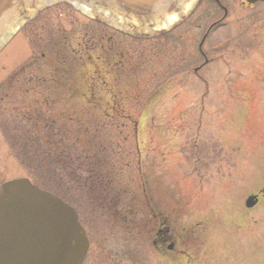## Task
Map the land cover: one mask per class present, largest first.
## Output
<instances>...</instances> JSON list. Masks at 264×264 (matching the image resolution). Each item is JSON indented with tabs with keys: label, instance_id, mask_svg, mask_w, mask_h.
Masks as SVG:
<instances>
[{
	"label": "rangeland",
	"instance_id": "374dc122",
	"mask_svg": "<svg viewBox=\"0 0 264 264\" xmlns=\"http://www.w3.org/2000/svg\"><path fill=\"white\" fill-rule=\"evenodd\" d=\"M67 1L74 0L39 5L46 9L0 47V105L9 102L18 70L38 56L50 34L63 29L72 46L82 39L135 117V129L125 124L120 134L118 125L109 135L121 188L139 197L146 186L149 207L167 226L196 228L199 263L264 264V202L244 208L247 196L264 186V7L245 10L242 0H221L226 23L211 34L213 62L199 72L204 81L192 73L194 51L205 24L216 19L214 6L196 11L169 35L146 41L102 31ZM116 48L121 56L112 71L108 59ZM56 105L70 110L67 102ZM16 178L34 183L0 131V185ZM92 226L112 225L104 220ZM90 231L96 239L107 237L103 230L101 236L97 228ZM120 238L111 249L122 246Z\"/></svg>",
	"mask_w": 264,
	"mask_h": 264
},
{
	"label": "trees",
	"instance_id": "16d2710c",
	"mask_svg": "<svg viewBox=\"0 0 264 264\" xmlns=\"http://www.w3.org/2000/svg\"><path fill=\"white\" fill-rule=\"evenodd\" d=\"M54 38L40 48L42 57L19 71L9 102L1 99L6 105L0 115L7 114L0 120L3 138L34 184L71 205L81 224L153 226L146 186L139 197L126 194L111 160L116 153L109 135L118 125L122 134L125 124L135 123L124 94L104 79L96 67L103 62L84 42L72 46L67 36ZM63 101L67 112L57 109Z\"/></svg>",
	"mask_w": 264,
	"mask_h": 264
},
{
	"label": "water",
	"instance_id": "95a60500",
	"mask_svg": "<svg viewBox=\"0 0 264 264\" xmlns=\"http://www.w3.org/2000/svg\"><path fill=\"white\" fill-rule=\"evenodd\" d=\"M49 1L0 0V47L41 11L39 5ZM105 1L115 2V6H107ZM67 2L83 15L124 34L150 38L180 24L200 0ZM254 203L250 196L245 207L251 208ZM86 249L87 240L74 210L59 198L39 190L27 179L1 186L0 264H80Z\"/></svg>",
	"mask_w": 264,
	"mask_h": 264
},
{
	"label": "flooded vegetation",
	"instance_id": "af4514ba",
	"mask_svg": "<svg viewBox=\"0 0 264 264\" xmlns=\"http://www.w3.org/2000/svg\"><path fill=\"white\" fill-rule=\"evenodd\" d=\"M211 5L218 12L212 17H216V19L205 24L203 32L198 36V43L194 51L195 62H193L192 73L199 80H204L199 72L213 62L210 55L215 49V45L212 46L211 34L226 23L228 13L221 4V0H203L196 11L202 8L212 11ZM239 7L253 10L257 7H264V1L248 4L247 0H242ZM213 13L215 12L213 11ZM185 23L177 29L183 27ZM196 28L199 26L196 25ZM263 30L264 21L261 25V31ZM253 195L256 197L255 205L248 211L257 208L261 202H264V186ZM166 225V218L160 214L155 216L154 226H82L88 246L81 264H201V262L199 263L200 244L196 228H191L190 231V228ZM91 228H97L96 233L99 236L103 235L99 230H103L104 235L110 236V238H94V235L90 233ZM119 234L122 236L119 239L122 246L117 245L118 248L111 249L110 246H115V236Z\"/></svg>",
	"mask_w": 264,
	"mask_h": 264
}]
</instances>
